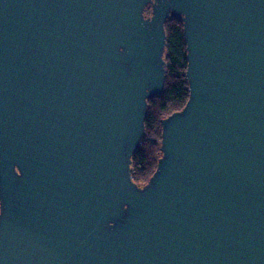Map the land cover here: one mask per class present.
<instances>
[{"label":"water","instance_id":"water-1","mask_svg":"<svg viewBox=\"0 0 264 264\" xmlns=\"http://www.w3.org/2000/svg\"><path fill=\"white\" fill-rule=\"evenodd\" d=\"M170 15L188 99L139 187ZM0 264H264V0H0Z\"/></svg>","mask_w":264,"mask_h":264},{"label":"trees","instance_id":"trees-1","mask_svg":"<svg viewBox=\"0 0 264 264\" xmlns=\"http://www.w3.org/2000/svg\"><path fill=\"white\" fill-rule=\"evenodd\" d=\"M164 28L167 43L162 93L147 100L144 134L130 163L132 181L139 187L146 184L152 176L160 157L161 120L182 110L188 99V85L185 80L187 60L182 23L170 15Z\"/></svg>","mask_w":264,"mask_h":264},{"label":"rangeland","instance_id":"rangeland-1","mask_svg":"<svg viewBox=\"0 0 264 264\" xmlns=\"http://www.w3.org/2000/svg\"><path fill=\"white\" fill-rule=\"evenodd\" d=\"M150 12H151L150 7H148V8L145 9L144 15L147 17V16L150 15Z\"/></svg>","mask_w":264,"mask_h":264}]
</instances>
